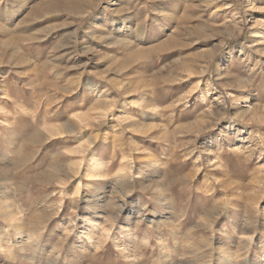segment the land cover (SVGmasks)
<instances>
[{
    "label": "rangeland",
    "instance_id": "obj_1",
    "mask_svg": "<svg viewBox=\"0 0 264 264\" xmlns=\"http://www.w3.org/2000/svg\"><path fill=\"white\" fill-rule=\"evenodd\" d=\"M0 264H264V0H0Z\"/></svg>",
    "mask_w": 264,
    "mask_h": 264
}]
</instances>
